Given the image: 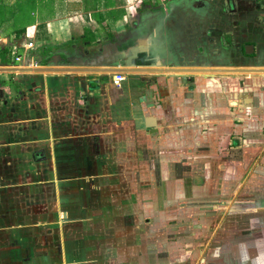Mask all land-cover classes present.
I'll list each match as a JSON object with an SVG mask.
<instances>
[{"label": "crops", "instance_id": "1", "mask_svg": "<svg viewBox=\"0 0 264 264\" xmlns=\"http://www.w3.org/2000/svg\"><path fill=\"white\" fill-rule=\"evenodd\" d=\"M231 1L233 12L243 10L247 17L246 20L238 17L237 25L247 24L259 30L255 34L258 41L252 45L258 58L262 48L258 62H264V25L260 26L264 22V0ZM138 2L125 0L124 6L115 3L112 8H105L102 2L87 9L82 0H0V49L10 48L12 56L14 51L17 53L16 48L20 52L28 50L22 48L23 44H36L37 48L32 49L37 50L45 43L58 47L57 56H64L71 46H76L73 42L97 43L99 40L95 42L91 30L94 26L105 38L113 35L108 27L119 24L113 28L121 32L135 17ZM239 3L246 6L241 8ZM41 55L47 56L42 52ZM84 74L100 73L39 76L32 90L37 96L20 100L19 113L24 115L20 123L25 132L14 144L26 149L29 159L14 166L35 169H25L30 172L23 177L18 172L16 179L11 178L14 180L11 188L1 187L0 264H139L142 261L138 255L139 239L133 229L116 226L118 222L108 225L111 208L107 203L108 182L103 180V169L100 176L95 173L84 176L79 172L87 167L107 166L111 156L107 152L109 139L116 143L108 145L111 151L117 147L120 152L118 145L130 144L123 130L130 122L133 121L134 130L145 136L158 135L164 125L172 131L175 120L189 115V102L192 112L202 103L196 89L189 90L194 78L187 84L184 75H126L116 88L107 77L91 79ZM252 76L248 74L249 84L238 82V88L236 85L231 91L233 103L228 99L236 107L232 111L238 114L225 116L227 120L215 116L218 140L215 144L224 145L218 138L221 134H225L227 141H235L230 151L237 156L229 159L228 165L249 168L247 175L257 179L243 195L238 193L236 199L245 200L246 210L240 221L236 218L231 222L232 226H244L242 230L248 234L240 247L234 241L229 243V252L233 254L229 259L222 253L225 243L218 240L217 250L209 259L212 264H223L225 259L226 264H264V75ZM170 108L176 114L169 113ZM146 117L156 119L155 133L144 127ZM190 120L196 126L200 122L193 117ZM9 145L1 144L6 149ZM40 150L43 160L36 154ZM106 176L115 177L111 172L109 175L106 172ZM6 178L2 179L5 184L10 177ZM256 181L263 185L260 195L256 193ZM102 199H105L103 203ZM111 250L113 255L109 254Z\"/></svg>", "mask_w": 264, "mask_h": 264}, {"label": "rangeland", "instance_id": "2", "mask_svg": "<svg viewBox=\"0 0 264 264\" xmlns=\"http://www.w3.org/2000/svg\"><path fill=\"white\" fill-rule=\"evenodd\" d=\"M115 1L117 0H107L108 8L114 7L115 3L118 6L125 5V0ZM138 1V7L136 4L137 9H134L136 13L146 2L149 4L159 2L158 6H160L169 0ZM210 2L214 4V9L220 18H231L233 12L228 11L232 4L231 0H210ZM239 6L244 8L246 4L239 3ZM244 14L243 10H240L235 17ZM263 25L264 22L260 23L261 27ZM116 26L108 27V31L116 35L117 32L113 28ZM91 30L95 42L99 41L89 42L88 45H85L84 41L73 42L78 52L82 53L85 50L88 55H93L106 40L96 26ZM32 48L26 52L21 51L20 64L14 62L13 57L10 56V65H0V67H42L43 50L51 49L50 58L46 59L48 63L59 54L57 51L60 50L54 45H45V43L37 50ZM52 74L55 73H0V192L3 190L1 187L11 188L9 186L14 185L12 179H16L18 172L23 177L30 172L26 171L27 169L33 171L35 169L14 166L20 161L23 163L29 159L26 149L14 144L23 138L25 132L24 125L20 123L24 117L19 113L22 104L20 100L27 96L36 97L32 90H35L39 76ZM84 75L91 79L104 76L111 81L110 75L101 73ZM176 75L187 76V84L191 82V78H194L189 90L196 89L202 105L192 112L194 109L189 102L188 109L191 107L188 110L189 115H185L183 120H175L171 124L172 131L164 125L158 135L145 136L141 131L134 130L133 121L130 122L123 129L128 135L130 144L124 142L125 146L118 145L121 148L120 152L117 147L115 151H111L109 146L116 143L109 139L107 152L111 156L107 159V166L87 167L79 172V175L84 176L88 173L100 176L103 169V180L108 182L107 203L111 208L108 212V225L112 226L111 224L118 222L116 226L133 229L139 239L137 240L138 255L142 260L139 264H212L209 259L217 250L218 240L225 243L222 253L229 259L233 255L231 250L229 252V243L234 241L240 247L248 234L242 230L244 226H232L231 222L236 218L240 221L246 210L245 200L236 199L238 193L242 192L243 195L250 183L252 182L253 185L257 179L247 175L249 168L228 165L229 159L237 156L230 151L231 145L235 142L233 139L227 141L225 134H221L220 131L217 133L221 134L218 138L224 145L215 144V141H218L215 138V116L218 118L221 115L226 119L225 116L235 113L232 110L236 107L230 105L228 99L234 102L231 100L233 96L231 91L236 88L238 82L248 84L251 82L247 79L248 74ZM252 75L250 74L251 77ZM2 82L11 83L3 85ZM169 113L174 115L176 110L170 108ZM192 117L200 121L197 126L192 125L194 124L190 120ZM124 121L127 122L126 119ZM7 142L11 143L7 148L9 153L1 146ZM47 168L50 169L48 166ZM106 172L108 175L111 172L115 176L114 179H109ZM7 176L10 179L5 184L2 179H7ZM245 181L247 183L244 185ZM256 182V193L260 195L259 191L262 192L263 185L258 184L260 181ZM104 200L102 199V203ZM97 202L99 203L98 200ZM234 202L235 207H233ZM235 230L239 233H234ZM112 251L109 254L113 255ZM227 259L220 260L226 264Z\"/></svg>", "mask_w": 264, "mask_h": 264}, {"label": "flooded vegetation", "instance_id": "3", "mask_svg": "<svg viewBox=\"0 0 264 264\" xmlns=\"http://www.w3.org/2000/svg\"><path fill=\"white\" fill-rule=\"evenodd\" d=\"M158 4L146 2L138 10L130 25L123 27L116 35L106 38L98 50L104 44L117 43L118 50L122 51L147 38L150 43L148 40V49L137 61L138 65L164 62L169 64L168 67H174L223 62L228 59L251 61L255 57L252 44L258 41L255 34L259 30L245 26L247 24L237 25L236 19L241 15L235 17L231 6L228 9L233 12L231 18L222 19L210 0H169L166 4L160 6ZM240 18L247 19L244 15ZM261 49L259 58L253 59V63H258L262 58ZM73 54L92 56L85 50L82 53L78 52L73 46L64 53V56L69 58Z\"/></svg>", "mask_w": 264, "mask_h": 264}, {"label": "water", "instance_id": "4", "mask_svg": "<svg viewBox=\"0 0 264 264\" xmlns=\"http://www.w3.org/2000/svg\"><path fill=\"white\" fill-rule=\"evenodd\" d=\"M151 39V38H150ZM155 39V38H154ZM143 39L137 41L136 45L119 51L117 43L104 44L95 55L83 57L73 54L69 58L57 56L50 63L37 68L31 67H0V73H101L112 75L123 73L125 75L141 74H262L264 75V62L253 63L251 61L228 59L227 61H217L215 63L189 64L168 67V63H151L148 65H138L139 61L148 49L147 41ZM152 40V39H151ZM150 43V40L148 41ZM216 53V52H215ZM242 57L245 58L243 54ZM249 56V55H248ZM64 63H58V61ZM143 125L151 133L157 131V122L154 117H146ZM43 160V151H38Z\"/></svg>", "mask_w": 264, "mask_h": 264}, {"label": "trees", "instance_id": "5", "mask_svg": "<svg viewBox=\"0 0 264 264\" xmlns=\"http://www.w3.org/2000/svg\"><path fill=\"white\" fill-rule=\"evenodd\" d=\"M103 2V6L105 8H108L109 5L107 4V0H82V3L85 5V7H87V9L91 8H95L96 5L99 6L101 3ZM111 7V6H110ZM17 49V55H20V48H16ZM50 49L49 50H43L42 53L44 55H47L46 57L42 58V65L44 66L46 64V59L50 56ZM48 53V54H47ZM10 48H6L4 50L0 49V65L3 66H9L10 65ZM133 79V78H131ZM136 80H138V78H135ZM3 85H9L11 82H2Z\"/></svg>", "mask_w": 264, "mask_h": 264}, {"label": "built area", "instance_id": "6", "mask_svg": "<svg viewBox=\"0 0 264 264\" xmlns=\"http://www.w3.org/2000/svg\"><path fill=\"white\" fill-rule=\"evenodd\" d=\"M144 1H148V0H144ZM32 47H34L32 43L22 45V48L24 50L31 49ZM12 57H13L14 62L19 63V64L21 63V56L17 55L15 51L12 53ZM125 78H126L125 74L116 73L112 76L111 82L116 88H119L120 84L125 80Z\"/></svg>", "mask_w": 264, "mask_h": 264}, {"label": "bare ground", "instance_id": "7", "mask_svg": "<svg viewBox=\"0 0 264 264\" xmlns=\"http://www.w3.org/2000/svg\"><path fill=\"white\" fill-rule=\"evenodd\" d=\"M116 74V73H115Z\"/></svg>", "mask_w": 264, "mask_h": 264}]
</instances>
